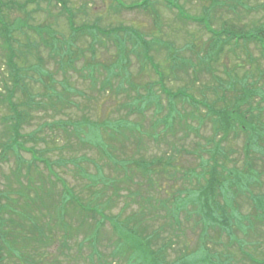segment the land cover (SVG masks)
I'll return each instance as SVG.
<instances>
[{"label":"rangeland","instance_id":"obj_1","mask_svg":"<svg viewBox=\"0 0 264 264\" xmlns=\"http://www.w3.org/2000/svg\"><path fill=\"white\" fill-rule=\"evenodd\" d=\"M23 1L5 0L3 19L14 29L11 45L17 54L18 66L28 67L26 74L21 70L22 79L19 77L17 81L25 83L27 88L23 87L22 91L15 87L13 95L18 111L28 116L18 125L24 137L19 136L23 148L18 151L10 148V153L0 155V191H4L1 203L6 206L2 216L7 226L8 220L14 219L12 228L6 229L7 236L13 238L23 254L18 256L4 249L0 252L2 264H125L127 254L124 258L121 255L115 258L113 254L118 242L114 240L116 236L108 218L114 217L130 231L146 235L147 246L152 251L165 243L160 257L162 264H171L180 258L181 264H248L237 259L240 254L233 261L226 255L228 251L222 249L226 235L235 240L239 250L243 247L245 254L254 255L264 264V223L258 227L261 235H257L246 218L253 211L254 198L249 197L252 194L260 195L264 208L262 149H255L261 155L253 153L251 156L256 162L254 167L262 171L261 184L254 183L250 190L248 185L253 175L248 172L238 186L245 194L234 199L235 205L231 197L226 202L228 208L234 209L233 217L240 221L235 226L238 231H225L215 241L211 238L214 231H209L210 235L205 230L206 236L201 233L206 222L202 219L197 223L199 217L195 212L194 215L189 213L195 208L194 204H199L194 190L204 183L198 181L197 176L191 177L189 171L200 175L207 168L205 162L199 164L201 154L194 149L205 142L204 138L213 135L211 121L206 119L199 125V118H192L190 114L195 112L201 117L205 110L197 111L191 102L176 99L174 104L178 111L173 114L172 127L166 130L162 125L158 128L152 125L156 118L167 119L173 110L168 105L169 97L156 85L157 78H162L160 83L169 90H184L191 98L206 100L208 104L213 102L217 108L224 106V100L232 92L228 86L232 77L259 78L258 91L264 92V55L255 43L249 42L247 47L239 45L235 53L230 45L223 43L226 47L218 59L213 60V56L210 67L203 69L206 63L202 64L201 59L213 46V38L203 24L190 19L209 21L214 30L226 24L245 33L264 24V0H51L52 4L38 0L27 4L26 12H31L28 17L21 10ZM167 2L177 5L187 15H179L165 4ZM141 3H144L142 8L122 7ZM7 5L11 6L7 8ZM38 6L41 9L36 11ZM70 12L74 14L75 28L85 30L84 36L81 32L72 34L66 21ZM19 19L27 23L21 29ZM37 23L51 25L66 40H71V54L61 48L51 54L50 47L42 45L36 57L26 53L24 43L33 39L39 41V35L28 27ZM107 31H111L109 37L103 33ZM49 41L58 43L53 39ZM249 54L253 60L249 59ZM74 56L79 59L74 60ZM1 60L0 56V146L10 142L13 135L10 132L13 124L3 121L12 114L5 95L13 82ZM29 96L34 105L22 106ZM155 96L158 99L155 100ZM119 121L125 124H117ZM119 126L122 127L117 130ZM76 129L79 137L75 135ZM244 145V133L230 134L222 143L220 148L226 149L227 159L223 156L218 159L226 165L222 170L225 174L231 168L248 171L244 164L247 161ZM33 147L37 154L52 163L54 172L74 189L84 206L94 210L99 207L107 216L99 227L98 242L90 236V224L100 219L97 214L89 217L65 202L60 207V215L55 207L60 204V187L54 195L47 194L52 176L44 177L48 174L43 163H33L32 154L25 150ZM208 155L205 153L203 157ZM158 158H162L163 164L155 163ZM141 161L149 165L150 171L139 173L137 164ZM166 161L175 166L164 164ZM177 167L178 171L174 170ZM160 168L165 170L160 172ZM225 184L231 186V179ZM238 187L232 185V190ZM217 198L221 199V195ZM176 204L184 206L174 218L168 213L174 211ZM233 206H237L236 209ZM45 208H49V212H41ZM22 210L31 218L22 216L25 215ZM23 222L28 225L27 230L23 229ZM32 222L42 224L41 235L36 239L30 231ZM248 231L257 236L258 243L248 239L254 240L255 246L245 240ZM237 247L234 245L228 250L237 251ZM140 256L133 252L127 257L128 264H138Z\"/></svg>","mask_w":264,"mask_h":264},{"label":"trees","instance_id":"obj_2","mask_svg":"<svg viewBox=\"0 0 264 264\" xmlns=\"http://www.w3.org/2000/svg\"><path fill=\"white\" fill-rule=\"evenodd\" d=\"M35 1L37 2L38 0H24L21 4L22 6L21 10H24V12H26L27 4L31 2H35ZM45 1H47L48 4H52L51 0H45ZM118 5H119V8L123 7V9H133V8L137 9L139 7L142 8V6H144V3L138 4V5L130 4V6L128 5V6H122V7H121V4H118ZM173 5L174 4L171 2H167V6L172 7ZM9 6L11 5H7V7ZM40 9L41 8L38 6L36 11ZM26 13H27V17L29 13L31 14V12H28V11ZM73 20H74V14L71 12L67 13L66 21H67L68 27L72 30V34L76 35L78 32H81V36H84L86 34L85 30L75 28ZM193 21L199 24H203V26L211 34V37L213 38V42L215 43V44L212 43L213 46H211V49L208 50L205 53V56L202 57L201 59L202 64L206 63L204 66H202L203 69L207 70L210 67L209 63L212 61L211 58L213 56H214L213 60L218 59L219 55L224 51V48L226 47V45H222L223 43L230 45V48H233L232 53H235V49L238 48L239 45L246 46L249 42H253L256 44L257 47L260 48L261 55H264V24L259 27L255 26L251 28L250 30H247L244 33L243 31L236 30L234 28H228L226 27V24H224V27L218 30H214L208 24L210 23L209 21L206 23L204 20L196 19V18H194ZM17 22L20 24L18 27L19 29H21L23 24H27L26 22L22 23L20 19L17 20ZM28 27L34 33L39 35V41L38 39H33V40H28V44L24 43V48H25L26 53L34 54V56L36 57L37 56L36 54H38L40 50V45L45 46L46 48L50 47L49 53L51 54L58 53V50L60 48L62 51L70 53V50L72 48L71 40H66L65 37L60 35L59 32L53 29L51 25H48V24L42 25V24L37 23V25H28ZM87 29H90V28H87ZM13 30H14L13 27L10 29L8 25L4 23L3 16H0V51L2 52V55L0 56L2 57L1 61H3L4 63L5 70L7 71V75L9 77H12V82H13V85H12L13 87L9 88L8 94L5 95V100L8 103V106L11 108L12 114L11 116L9 115L3 118L4 122L10 121V124H13L11 127L12 131L10 130L11 134L13 135H12V138H10V142L7 141L4 144L3 143L1 144L0 155L2 157L3 155L5 156L8 153H10V151H12L10 148H13V150L15 149V151H18L20 150V148H23L22 144H20L19 136H22V135H20L19 133L18 125L19 123L21 124L22 120L26 119V117L28 116L27 113L18 111V108H17L18 103H16L13 98L15 87H19V89H21L22 91H23V87L27 88L25 83L19 84L17 81L19 77L22 79L21 70L25 72V74H26V71L28 72L27 70L28 67L24 66L22 68L18 66V63L16 61L17 54H15L14 49L12 48V45H11L12 44L11 33ZM121 30H124V29H121ZM101 31H97V32H101ZM115 31H118V30H115ZM110 32L111 31L109 32L107 31L103 33L107 34L109 37V35L111 34ZM94 37L95 36H93V38ZM50 39H53L54 42H58V43L51 44L52 42L49 41ZM75 40L76 39L74 38V41ZM14 41L16 42L17 40L14 39ZM62 46L64 47L62 48ZM73 58L74 60L79 59L75 56ZM37 59L40 60V58L38 57ZM249 59L253 60L254 58L251 57L249 54ZM182 64H185V62L182 61ZM193 65L194 63L191 62L190 66L193 67ZM213 69H211L210 71L213 72ZM209 74H211V76H214L215 73H209ZM46 75H50V74L47 73ZM157 79H158V82L156 83V85L159 86V89L162 91L163 94L169 97L168 105L173 110L170 114L167 115V119H165L164 116L160 118H156L152 124L154 128H158L162 125L163 128L167 130V128L172 127L173 121L171 120L174 117L173 114H175L176 111H178V110H175L176 104L174 103L177 101L176 99L182 100L183 103L191 102L193 107L197 111H199L198 110L199 108L205 110L204 115L201 117L198 116L195 112L190 114L192 118L194 117L199 118V125H201L206 119H209L212 123V127L210 128H212L213 135L209 138H204L205 142L201 144H197V147L194 149V152L199 151L201 154L200 156L202 159L200 160L199 164H203L205 162L207 165V168L202 170L200 175H198V173H196L194 170L189 171L191 177L197 176L198 181H201V180L204 181V183H201L198 187H196V190H194L197 192L195 198L199 204L196 205L192 203L195 205V208L190 210L189 213L194 215V212H195L196 214L195 216L199 217L197 218V221H196L197 223H200L202 219H203V222H206V224H203V228L201 230V233L203 236L207 235L203 233L205 230H207L206 233L208 234H210L209 231H214V236L210 234L211 238H214V240L220 234H224L225 231H228L230 233L237 232L238 230H236L237 228L235 226L239 224L240 221L236 220L237 217L236 218L233 217L234 213L232 211H234V209H232V207L228 208L226 205V202L230 201V197H231V202L234 204V199L239 198L242 194H245L243 192V189H241L238 186L242 182V176L246 175L248 172L253 175V177L249 180L250 183L248 186L250 190H252L251 188L253 187L254 183L258 184L257 182H259L261 184V180L259 179V177L261 176L262 171H259L260 169L254 167L255 166L254 164H256V162H253L252 161L253 157H251L253 156V153L254 154L258 153L257 151H255L257 147L261 148L264 153V115H262L264 112V92L260 93L258 91L257 84H258L259 78H255V77L249 78V75L248 76L245 75L242 78L232 77L228 81V86H231L232 92L230 96L227 97V100H224V106H222L221 108L214 107L215 105L213 104V102H211V104H208L206 103V100L199 101L197 99L191 98L189 95H187L188 93L184 90L173 92L169 90V88L164 86V84L162 85L160 83L162 81V78H157ZM48 89H53V86H48ZM25 90L26 89H24V94H25ZM136 90H139L138 86ZM151 93L152 92H150V94ZM32 99L33 98L31 96L27 97V102H24V103L22 102L23 105L22 104L21 105L27 108L32 107V105H34ZM156 99H158V96H155V100ZM122 121H119L117 124L119 125H121L122 123L125 124V122H122ZM79 127H81V125ZM121 127L122 126H119L117 130L121 129ZM74 132H75V135L79 137V130L76 129L74 130ZM240 133H244L245 135V145L243 146L244 147L243 151H244V156L247 158V161L244 164L248 166L246 169L248 171L243 172L242 169L236 171L235 168H231L225 174L222 170L226 169V165L224 162L222 163L219 162L218 156L220 157L223 156V158L226 157L227 159V156H226L227 151L226 149H223L220 147L222 143L228 139L230 134H233V136H237ZM212 144L214 145L212 146ZM25 150L32 154L31 159L33 160V163L37 161V162H41L44 164V167L46 168L47 174H48L47 176H44V177L52 176L51 185L49 186L51 189L46 191L47 194L54 195L58 190L57 188L60 187L59 188L60 194L58 193L59 195L58 199H59L60 204H58V206H55V204H53V208L55 206L57 210L59 211L60 215L62 214L60 212L61 211L60 207L64 205L65 202H67V203H71L73 207L78 210V212H83L89 217H94V213H95L100 217V219H97L94 222V224H90V227H91L90 236L93 237L94 239L96 238L98 242L99 227L102 225V220L103 219L105 220L107 216L104 215V213L99 209V207L94 210L93 208L88 209L86 206H84L79 201L80 198L75 193L74 189L68 186L66 181L58 177V175L54 172L52 163L48 159L43 157V155L37 154L38 152L34 149V147L33 149H25ZM205 153H209V155L206 158L203 157ZM258 154L261 155L262 153H258ZM155 161H156L155 162L156 164L160 165L162 163V158H158ZM152 163L153 162H151V164ZM164 164L168 166L172 165L170 161H166V163L164 162ZM172 166H175V165H172ZM160 169H161L160 172L163 169L165 170V168H160ZM178 169L179 168L177 167L174 170L178 171ZM28 170H30L29 167H28ZM137 170L139 171V173H144V172L150 171V168H149V165H147L144 161H141L137 164ZM227 174L232 175L233 178H231ZM40 177H43V176H40ZM44 179L47 180L46 178ZM228 179H231V186L225 184V181ZM232 185L237 186L238 189L236 191H233ZM2 192L0 191V252L2 253V251L6 249V250H10L11 252H14L18 256L19 255L22 256L23 253H21V250L17 248L16 244L13 241V238H9L7 236L8 231H6V229H8L7 227L12 228V225H14V219L13 218L9 219L8 220L9 225L7 226L5 217L4 215L2 216V214L4 213L6 209L5 204L1 203V200H2L1 197L2 196L4 197V194ZM220 195H221L222 202H218L221 200L217 198ZM249 197L251 198V200L252 198H254L255 201L254 199L252 200L253 204L251 205V207H253V211L249 215L248 214L246 215V218L249 220L248 225L252 226V229H254L257 235H259V233L261 235V232L258 229V227H261L260 225L264 223V217L262 216L264 213V208L261 204L262 199L259 194H257V196L252 194ZM175 200L176 198L174 199V201ZM59 202L57 200V203ZM183 206H184L183 204H180V205L176 204L174 208L172 207L174 211H171L168 214L174 215V218H175V214L177 215L180 209L183 208ZM236 207L233 206V208L235 209ZM48 209L49 208L42 209L41 212H45V210L49 212ZM13 211L17 212L15 209H13ZM24 213L25 215H22V216H25V218L26 217L31 218V216L28 215V212L27 213L24 212ZM132 216L133 215H130L129 217H132ZM138 218L140 219V221L142 220L141 217H138ZM108 219L111 221L110 224L113 226L112 233L114 234V236H116L114 240L116 243L118 242V248L113 253L115 255V258H118L116 257L118 255H121L124 258L126 254H127V257L129 258L133 252H137L139 255H141L140 259L137 261L138 264H162L163 263V258L160 259V257L166 247L165 243H162V245H160L159 248H157L155 251H152L149 248V246H147L148 243L145 240L147 239L145 238L146 235L144 237V236H140L139 234H137L134 230L130 231L129 228H126L125 226H123L122 222L116 220L115 217L108 218ZM25 223L26 222H23L24 225ZM41 225H42L41 223H37V222L31 223L32 230L30 231L32 232V234L34 233V235L32 236L34 239H36V237L38 238V236L41 235V232H42V228L40 227ZM27 227L28 225L27 226L25 225L23 229L26 228L27 230L28 229ZM226 237H227V240L224 241V243H222V247H223L222 249L224 251H228L226 252V255L231 256L232 261L233 259L236 260L238 254H240V256L237 258L238 260L243 259L244 262L246 261V263L248 264H260L254 255L245 254L243 247L240 246L241 250H239V248L237 247L238 245L236 244L234 239H230L227 235ZM250 238L255 240L257 236L253 235L252 233L248 231L246 232L245 240L252 241L251 242L252 245L254 244L255 246L256 240L255 241L252 239L248 240ZM42 240L43 242H45L46 239L43 238ZM240 242H243V241L240 240ZM256 243H258V241H256ZM234 245L238 248L239 251L238 250L236 251L235 249L228 250V248H231ZM122 254H125V255H122ZM127 257L125 260V264H128ZM181 261L182 260L180 258L179 261L175 260L171 264H174L176 262H179V264H181ZM2 262H3V258L0 256V264H2Z\"/></svg>","mask_w":264,"mask_h":264},{"label":"flooded vegetation","instance_id":"obj_3","mask_svg":"<svg viewBox=\"0 0 264 264\" xmlns=\"http://www.w3.org/2000/svg\"><path fill=\"white\" fill-rule=\"evenodd\" d=\"M5 6H6L5 0H0V16L5 15V10H3V8H5ZM7 8H9V7H7Z\"/></svg>","mask_w":264,"mask_h":264}]
</instances>
